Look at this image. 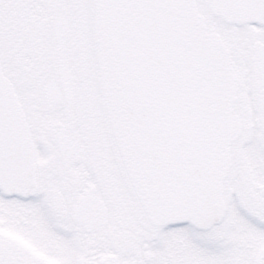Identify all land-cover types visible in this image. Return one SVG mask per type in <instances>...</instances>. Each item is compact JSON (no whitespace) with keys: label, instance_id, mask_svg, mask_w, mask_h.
Wrapping results in <instances>:
<instances>
[{"label":"snow or ice","instance_id":"snow-or-ice-1","mask_svg":"<svg viewBox=\"0 0 264 264\" xmlns=\"http://www.w3.org/2000/svg\"><path fill=\"white\" fill-rule=\"evenodd\" d=\"M0 264H264V0H0Z\"/></svg>","mask_w":264,"mask_h":264}]
</instances>
